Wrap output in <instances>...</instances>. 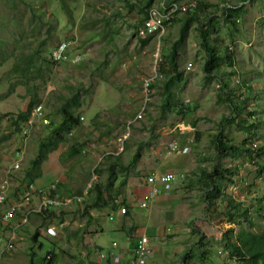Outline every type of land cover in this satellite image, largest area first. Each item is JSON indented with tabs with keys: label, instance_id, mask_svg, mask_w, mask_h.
Wrapping results in <instances>:
<instances>
[{
	"label": "rangeland",
	"instance_id": "1",
	"mask_svg": "<svg viewBox=\"0 0 264 264\" xmlns=\"http://www.w3.org/2000/svg\"><path fill=\"white\" fill-rule=\"evenodd\" d=\"M64 1L67 12L61 0H0V185L7 176L20 181L23 168L35 155L38 139L47 132V127L32 114L29 125L21 132L14 131L10 123L19 110L25 109L33 93L40 97L43 111L51 120H58V114L51 111L67 96L78 92L81 97L79 128L49 154L46 162L51 164L46 171L51 177L45 178L43 185L35 182L38 187L44 188L60 178L56 190L60 197L81 195L93 181H106L104 167L112 159L107 158L108 154L120 157L126 164L140 146V156L127 171L125 184L119 185L122 173L112 176L110 194L115 210L103 207L110 213L101 216L102 229L92 238L95 243L82 247L87 256H71L76 254L74 247L83 243H49L52 232L42 226L47 221L32 214L33 222L29 219L22 226L21 240L12 253L4 254L0 264H44L51 248L55 252L53 264H81V258L103 262L99 255L109 257L112 240L118 241L119 248L131 250L133 232L140 230L154 237L151 244L161 250L160 254L153 250L148 258L149 262L154 259L152 264H157L162 255H166L167 264H238L221 252L218 242L228 227L234 231L237 228L235 220L225 212L229 206L227 197L249 208L254 230L263 229L264 220L256 217L255 208L260 204L258 197L264 198V180L256 176L255 165L244 155L232 158L217 153L214 138H219L221 130L226 143L244 142L248 146L252 142L253 148L264 145V127L257 121L261 117L262 123L264 115V0L245 1L240 11L227 18L225 8L239 7L241 0H198L203 8L196 10V20L186 23L189 12L178 14L159 39L136 34L142 16L136 5L141 0ZM233 16L239 21L233 23ZM182 25L185 29L176 48V67L181 74L171 87L173 104L162 111V85L172 73L166 57ZM200 28L208 31V40L218 54L224 59L231 57V63L227 60L208 83L203 72L206 56L199 44ZM65 39L80 54L79 62H49L48 50ZM31 53H35L33 61L38 69L21 77L12 67L17 61L24 63ZM146 82L151 84L149 89ZM221 83L225 84L223 88L219 87ZM11 86L13 90L7 93ZM226 97L235 104L242 99L246 110L234 113L233 123L226 121L232 113L229 102L221 100ZM138 113L141 118L135 119ZM181 122L193 130L174 131L173 126ZM185 137L192 141L189 153L166 152L169 141ZM73 142L80 143L81 153L68 158L65 151ZM213 167L232 169L235 174L231 182L223 181L222 191H214L207 198V181L200 173ZM164 170L183 172L185 178L169 184L166 198H155L141 208L139 200L147 190L145 175ZM92 196V192L83 194L81 202L71 207L84 208ZM125 205L129 213L123 216L118 209ZM63 213L64 210L55 215L62 218ZM78 219L86 227L93 225L87 212H81ZM239 221L247 227V220ZM121 222L128 234L120 232ZM32 225L39 233L36 242L32 239ZM188 251L191 257L185 256ZM200 251H206L207 258L199 259Z\"/></svg>",
	"mask_w": 264,
	"mask_h": 264
},
{
	"label": "trees",
	"instance_id": "2",
	"mask_svg": "<svg viewBox=\"0 0 264 264\" xmlns=\"http://www.w3.org/2000/svg\"><path fill=\"white\" fill-rule=\"evenodd\" d=\"M155 0H141L138 5H136L139 10V14H141L140 23L147 15L148 8L153 4ZM248 0H241V6L239 7H226L224 11L225 17H230L231 15H235L238 11L241 10L243 3ZM61 7L65 12H67V4L64 0H61ZM200 2L198 1V5L195 10L189 12V16L186 18V23L190 21L196 20V10L201 9ZM236 18L233 16V23ZM185 26L182 25L179 30L178 38H176L171 44V50L168 52L166 60L168 65L170 66L172 73L169 75L168 79L162 85V111L169 109V106L173 104L171 102V87L178 81L180 74L177 71L176 67V48L182 39L183 31ZM199 44L202 50H204L206 59L203 63V72L205 75V82L208 83L209 80L213 78L216 71H220V68L225 64L228 60L231 63V57L227 56L226 59L223 58V55L218 54L215 51L214 45H212L208 40V31L206 29L200 28L199 31ZM58 43V42H57ZM54 46V45H53ZM52 46V47H53ZM51 47V48H52ZM50 48V49H51ZM48 50V53L50 51ZM47 53V54H48ZM35 53H31V55L26 56L24 59V63L17 61L16 64L12 67L13 71H18L21 77H28L29 74L32 73L34 69H38L36 67L35 62L33 61ZM46 60V59H45ZM49 62L50 59L47 58ZM52 63V62H51ZM55 64V63H53ZM162 70V67H159V71ZM219 81H221L219 79ZM149 85V84H148ZM225 84L219 86L223 88ZM151 87V84L148 86ZM13 90L12 86L7 93H10ZM27 92L29 93V87H26ZM225 98V97H224ZM227 100L229 102V107L232 111L230 112L226 118L228 123L234 122V113L238 114L242 111H246L244 109V103L242 99L235 104L230 98L221 99ZM40 97H38L35 93L29 98L26 103V107L24 110H19L15 116L10 120L11 125L13 126V130L17 132H21V130L29 125L28 119L30 118L31 111L33 107L40 103ZM247 101V100H246ZM239 105V107H238ZM81 106V97L78 92L71 93L69 96L65 98V100L57 107L54 108L51 112L54 114H58V120H51L49 114H46V117L49 119V124H45L47 127V132L44 136L38 139L37 147L35 155L28 161V165L23 168V175L20 178V184L24 181L35 182V180L42 173V165L49 157V154L53 152L55 149L59 147V145L66 142V139L70 138L73 134V131L79 128L81 123L80 114L78 113V109ZM237 107V108H236ZM186 108V107H185ZM252 111V110H251ZM247 111V112H251ZM180 112V111H178ZM240 119V118H239ZM258 125L262 124L264 127V115H262V123L261 117H257ZM251 124L246 125V129L249 130ZM219 138L215 136L214 138V147L217 153L222 156L231 155L232 158H238L241 155H244L250 162L255 165V173L257 177H260L264 180V145H258V147L253 148L251 146L252 142L248 146L244 145V142L240 145H234L232 143H226L223 141V136L221 130L219 131ZM80 143L73 142L68 145L65 153L66 157L70 158L75 154L80 152ZM21 150V149H18ZM16 152V151H15ZM140 156V146L137 147L134 152L131 160L126 164L122 163L120 157L114 156L111 157L109 154L107 158L109 159L104 169L106 171V181L101 183L99 181H93L92 185L86 188V193H93V196L89 202H87L84 206L85 209L88 207H96L103 208L110 206L115 210V204L112 201V197L110 194L111 189L113 188L112 176L120 172L124 175L119 185H123L126 182V174L127 171L134 165V162ZM100 163H98L99 165ZM97 167L94 168V171L97 172ZM93 171V172H94ZM167 171V170H164ZM226 172V176H225ZM95 174V173H94ZM201 176L204 181L206 180V187L204 190V194L207 198L214 191H222L220 186H222L223 181L231 182V178L234 176V171L232 169L219 170L217 167H213L211 171H201ZM205 185V183H204ZM81 194V193H80ZM159 196V195H158ZM157 196V197H158ZM161 196V195H160ZM263 197H258V202L260 203L255 208L256 217L264 220V204L261 205V201H263ZM227 202L229 204L227 210L225 211L227 216L231 217L233 222H236L237 228L234 231L231 227H228L222 234L220 241L218 242L221 246V249L226 252L227 258H230L236 261L238 264H264V228L260 230H254L252 227L254 222L251 220V215L249 214V208L247 206L242 205L240 201L236 202L231 198L227 197ZM111 209V210H112ZM126 213L129 211V206L125 205ZM60 212H63V209H60ZM48 214V213H45ZM42 218H46L44 213L40 214ZM240 217V218H239ZM240 219L244 221H248L247 227L242 226ZM134 243L137 236L136 232H133ZM37 233L34 232L32 234V239L35 240ZM134 247V245H133ZM190 251V250H189ZM186 252L185 256L191 257V252ZM206 251H200V255L197 256L199 259H205L207 256L204 254ZM51 257H44V264H52L53 263V253L50 252ZM183 255L182 259L185 257Z\"/></svg>",
	"mask_w": 264,
	"mask_h": 264
},
{
	"label": "built area",
	"instance_id": "3",
	"mask_svg": "<svg viewBox=\"0 0 264 264\" xmlns=\"http://www.w3.org/2000/svg\"><path fill=\"white\" fill-rule=\"evenodd\" d=\"M197 5L198 0H158L156 4L151 5L148 8L146 17L137 29V36L142 38L152 36L159 39L164 33L166 26L172 22L175 16L195 10ZM235 21L238 22L239 19L236 18ZM48 58L55 64H75L79 62L80 54L73 51L71 41L65 39L59 41L50 49ZM190 66L191 63H188L187 68H190ZM146 85H148V83ZM31 114L32 116L39 118L43 125L49 124V119L43 111L42 103L36 104L33 107ZM136 118H141L140 113L136 115L135 119ZM177 129L184 132H190L193 130L192 127L186 125L184 122L177 123L173 126L174 131ZM168 132H170L169 129ZM191 147L192 141L185 137L169 141L165 149L168 154H186L190 152ZM16 154H19V152H16ZM14 167L15 170L18 168V160L15 162ZM144 178L145 183L147 184V190L142 194L141 199L139 200L141 208H146L158 195H161L160 193L164 196L169 195V184L182 181L185 178V174L180 171L167 170L147 173ZM11 188H18L19 197L2 213L0 218L2 223L0 226V260L5 253L13 249L16 237V226L12 224L11 220L15 218L17 212H20L22 220H25L27 214L31 210L42 211L51 206H67L72 201H80L82 198L81 196L65 199L56 198L51 195L56 188L55 182H51L46 187L42 188L38 187L34 182L24 181L20 184V181H15L13 176H7L2 185H0V202L4 200L7 191ZM83 193H86V189ZM33 195H40V199L33 209H29L28 205L31 202ZM124 208L125 206L118 209V213L125 214L126 211ZM65 222L66 221L63 220L61 221V224L63 225ZM48 230L54 232L55 226H49ZM3 231H6L8 235L4 236ZM149 243L150 238L145 232L137 233L132 255L127 260V264H148L147 259L151 256ZM116 245L117 243L115 241L111 242L112 247H116ZM112 255V261L115 264H122L120 262L121 255ZM100 256L103 257L102 254H100Z\"/></svg>",
	"mask_w": 264,
	"mask_h": 264
},
{
	"label": "crops",
	"instance_id": "4",
	"mask_svg": "<svg viewBox=\"0 0 264 264\" xmlns=\"http://www.w3.org/2000/svg\"><path fill=\"white\" fill-rule=\"evenodd\" d=\"M47 161V160H46ZM44 162L43 165H42V173H41V177L39 176L35 182L38 183V185H43L42 183L46 184V181H45V178L47 177H51L50 175V172L46 171V168L51 164L50 162ZM60 178H55L54 180H56L57 182L60 181L59 180ZM17 196V192L14 190V191H11L8 195V200H13L15 197ZM133 196V195H132ZM157 198H166V196L164 195H159ZM83 199V198H82ZM37 199H33L31 204H34L36 202ZM82 208V209H80ZM85 208V206H84ZM83 206L82 207H77L76 209H74L73 207H69V209H66L64 210L65 213L62 214V218H59L57 219V216L55 215V213L57 212V210H49L47 211L46 213L48 214H45V221H47L48 223L45 224V225H42V226H49L51 224V221H57L58 224L57 226L55 225L56 229H55V232H52V235L50 237V242L49 243H65L68 245V243H83V245L79 244V245H76L74 248H75V255L71 254V256H73V258H75L74 256L78 255V256H81L84 255V256H87V253L86 251L84 250V248H88L89 244H93L95 243L94 242V239L92 240L93 238V234H95L96 232H98V230H101L102 229V226H101V223H100V220H101V216L102 215H109L110 213V209L108 212H105V208L101 209V208H96V207H88L86 210H84ZM93 208H95V211H93ZM80 209V211H79ZM72 211L73 213H69L68 211ZM77 210V211H76ZM61 211V210H60ZM82 213H85L86 212L88 213V215L91 216V220L93 221V225H91L90 227H86L85 223L80 221L78 219V216ZM129 213V211H128ZM128 213L124 214L123 216H126L128 215ZM115 214H118L115 212ZM114 215V214H113ZM64 216V217H63ZM75 216L77 217L75 219ZM18 214L16 215L15 219H13L11 222H14L18 219ZM56 217V218H55ZM70 217V218H69ZM72 217V219H71ZM29 219H30V222H33L34 218L30 217L29 215ZM29 219L26 223L29 222ZM66 220L65 224L61 225L60 226V222L62 220ZM130 223H133L131 220L129 221ZM26 223H23L22 225H20L17 230H16V237H15V243H18L20 240H21V234H22V226ZM123 223L124 222H121L120 223V228H121V231L122 233H127V228H125L126 230H124L122 228L123 226ZM30 224V223H29ZM40 228V227H39ZM118 230H120L119 228H117ZM32 234L34 232L37 233L36 235V238L35 240L33 239L34 242L38 241L39 240V233L38 231H35L36 230V226L35 225H32ZM39 230V229H38ZM153 230V229H152ZM144 232V230H140L139 232ZM154 231V230H153ZM138 231H136V233H139ZM5 234H7L5 232ZM128 234V233H127ZM149 238H150V243H149V248L151 250V255L153 254V250L158 251V254L161 253V250L159 249H156V247L153 246V244H151V242H153V238L154 237H150V234L148 235ZM112 241H115L117 243L116 247H112L111 246V243H109L110 247H111V250L109 252V257H106L104 255V257H101L99 255V257L101 259H103L104 261L103 262H100V261H91L89 258H86V259H83L81 258L79 260V262H81V264H115L113 261H112V258H110V253L112 254H119L121 255V258H120V262L122 264H127V260L130 258V256L132 255V249H133V246H132V249H127L125 248V246L123 248H119V243L117 240H112ZM111 241V242H112ZM134 245V243H133ZM84 247V248H82ZM154 248V249H153ZM50 252L53 253V262H54V250L51 248L49 250V255L51 257V254ZM8 256V255H7ZM166 255H162L160 258L157 259V264H167L165 261L166 259H164ZM168 256V255H167ZM49 257V258H50ZM5 258V257H4ZM153 259V258H152ZM82 260V261H81ZM148 260V264H152L151 262L154 260H151L149 262V259ZM181 260H182V256H181ZM78 262V263H79ZM156 262V261H155ZM165 262V263H164ZM71 263V261L69 262ZM169 263V262H168ZM53 264V263H52ZM177 264V263H176Z\"/></svg>",
	"mask_w": 264,
	"mask_h": 264
},
{
	"label": "clouds",
	"instance_id": "5",
	"mask_svg": "<svg viewBox=\"0 0 264 264\" xmlns=\"http://www.w3.org/2000/svg\"><path fill=\"white\" fill-rule=\"evenodd\" d=\"M144 20V19H143ZM142 23V22H141ZM141 25V24H140ZM138 29V28H137ZM136 32H137V30H136ZM137 34V33H136ZM139 37V36H138ZM148 37H150V36H148ZM148 37H144V38H148ZM140 38H142V37H140ZM80 119H82L81 117H80ZM22 178V177H21ZM51 182H55L56 183V188H55V190L51 193V195H53V196H55L56 198H58V199H65V197H60V195L57 193V184H58V182L56 181V180H53V181H51ZM35 183V182H34ZM36 184V183H35ZM37 185V184H36ZM38 186V185H37ZM9 190H11V191H14L15 190V188H11V189H9ZM8 190V191H9ZM87 190V189H86ZM7 191V193H6V196H5V198H4V200L2 201V202H0V218H1V216H2V213L4 212V211H6L9 207H10V205L13 203V201H15L18 197H19V193H18V190H15L16 192H17V196L13 199V200H8V195H9V193L11 192H8ZM83 194H86V193H82L81 195H72V196H69L68 198H71V197H76V196H81L82 198H83ZM33 197L35 198V199H37L36 200V202L34 203V204H31V202H32V200H31V202L29 203V205H28V207H29V209H33L35 206H36V204H37V202L39 201V199H40V195H33ZM32 197V198H33ZM82 198H81V200H82ZM81 200L80 201H76V200H74V201H72L69 205H67V207L69 208L73 203H79V202H81ZM60 209H63V210H65V209H67L66 208V206H60V207H58V206H51V207H48L47 209H44V210H42V211H34V210H31L28 214H27V216H26V219L25 220H22V215H21V213L20 212H17L16 214H15V217H16V215L18 214V219L16 220V221H14V222H12V224L13 225H15L16 227H15V233H16V230H17V228L20 226V225H22L23 223H26L27 221H28V219H29V215L31 216L32 214H42V213H46L47 211H49V210H57V212H59L60 211ZM56 212V213H57ZM55 213V214H56ZM57 216V219H59V218H61V217H59V215H56ZM56 218V217H55ZM15 219V218H14ZM46 219V218H45ZM13 220V219H12ZM11 220V221H12ZM64 220V219H63ZM62 220V221H63ZM64 221H66V220H64ZM48 223V222H47ZM46 223V224H47ZM1 219H0V226H1ZM57 224H58V222L57 221H51V224L49 225V226H57ZM62 224H61V222H60V226H61ZM49 226H47V228L49 227ZM55 229H56V227H55ZM5 232L6 231H3V235L4 236H7L8 235V233L7 234H5ZM54 232H55V230H54ZM15 240H14V246H13V249L11 250V251H9V252H7V253H5V254H8V253H12L13 251H14V248H15ZM221 252H223L224 253V255H226V252L225 251H221ZM103 255V254H102ZM4 256V255H3ZM49 257V256H48ZM45 258H47V257H45ZM1 260H2V258H1ZM0 260V261H1Z\"/></svg>",
	"mask_w": 264,
	"mask_h": 264
}]
</instances>
